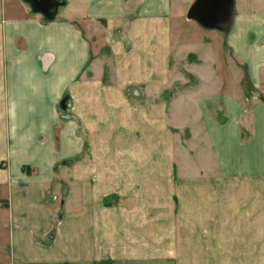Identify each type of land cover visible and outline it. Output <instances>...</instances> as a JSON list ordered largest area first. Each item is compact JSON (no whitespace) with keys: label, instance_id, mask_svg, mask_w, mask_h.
I'll return each mask as SVG.
<instances>
[{"label":"crops","instance_id":"0c3cea01","mask_svg":"<svg viewBox=\"0 0 264 264\" xmlns=\"http://www.w3.org/2000/svg\"><path fill=\"white\" fill-rule=\"evenodd\" d=\"M54 1L0 0V264H191L217 242L193 212L229 197L236 264H264V10Z\"/></svg>","mask_w":264,"mask_h":264},{"label":"rangeland","instance_id":"374dc122","mask_svg":"<svg viewBox=\"0 0 264 264\" xmlns=\"http://www.w3.org/2000/svg\"><path fill=\"white\" fill-rule=\"evenodd\" d=\"M244 10H264V2L262 0H255L253 3H249L246 0H234V6H233V13L236 14L237 11ZM233 17V15H232ZM187 20H190L186 17ZM117 30H122L119 27ZM182 87L183 84H178L177 86ZM129 95V98L133 100V102H146V103H153L159 99L165 100L168 99L171 95V91L164 89L162 92H160L159 99L152 100L151 97H146L145 93L143 92V89L136 88L133 90ZM148 101V102H147ZM228 209L222 210V211H215L213 210H207V211H195L193 212V215L195 216L194 222L196 223V227H190L189 233L193 234L197 237L199 240H203L207 237H213L217 240L216 243H204L206 246V253H202L197 251L195 253L196 257L195 259H191V264H236V260L234 257V250L231 248L234 246V237L236 235V220H235V204L234 200L232 201L231 198H228ZM114 197L111 198H105L104 204L109 205L112 202L109 203V201H113ZM118 199H115L113 203H115ZM62 211L59 212V218L61 217ZM56 230V229H55ZM53 229V233L55 231ZM155 231V230H154ZM182 233H184V229L182 228ZM157 233H160L162 235L171 234V230L165 229L163 227L158 228ZM222 236V237H221ZM224 236L228 237L229 242H220ZM221 238V239H220ZM224 240V239H223ZM174 245V244H173ZM198 245V244H197ZM229 246L228 252H222L220 251L221 246ZM217 247V249H215ZM165 251H172V246H165ZM210 255V257H204L203 255ZM163 264H177L176 260L171 261L170 259H164Z\"/></svg>","mask_w":264,"mask_h":264},{"label":"water","instance_id":"95a60500","mask_svg":"<svg viewBox=\"0 0 264 264\" xmlns=\"http://www.w3.org/2000/svg\"><path fill=\"white\" fill-rule=\"evenodd\" d=\"M31 8L51 18L59 3L54 0H26ZM234 0H194L186 17L200 26L220 32H227L231 26Z\"/></svg>","mask_w":264,"mask_h":264}]
</instances>
